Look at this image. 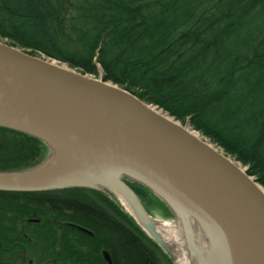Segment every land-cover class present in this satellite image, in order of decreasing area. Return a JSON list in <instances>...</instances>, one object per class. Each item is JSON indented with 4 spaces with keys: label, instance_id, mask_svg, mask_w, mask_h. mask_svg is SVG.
<instances>
[{
    "label": "trees",
    "instance_id": "16d2710c",
    "mask_svg": "<svg viewBox=\"0 0 264 264\" xmlns=\"http://www.w3.org/2000/svg\"><path fill=\"white\" fill-rule=\"evenodd\" d=\"M0 38L189 121L264 188V0H0ZM49 154L0 127V172ZM122 209L89 189L0 191V264H108L105 251L113 264H174Z\"/></svg>",
    "mask_w": 264,
    "mask_h": 264
},
{
    "label": "water",
    "instance_id": "95a60500",
    "mask_svg": "<svg viewBox=\"0 0 264 264\" xmlns=\"http://www.w3.org/2000/svg\"><path fill=\"white\" fill-rule=\"evenodd\" d=\"M55 60L0 42V127L39 138L50 150L36 168L0 172V191L82 188L118 198L104 186L57 185L63 175L34 177L54 157V143L73 144L91 159L133 173L136 178L123 175L117 182L148 216L129 183L152 190L176 216L174 206L198 219L213 236L222 264H264V188L246 170L211 140L194 135L190 123L182 126L118 85ZM103 256L113 264L107 251Z\"/></svg>",
    "mask_w": 264,
    "mask_h": 264
},
{
    "label": "bare ground",
    "instance_id": "6f19581e",
    "mask_svg": "<svg viewBox=\"0 0 264 264\" xmlns=\"http://www.w3.org/2000/svg\"><path fill=\"white\" fill-rule=\"evenodd\" d=\"M193 134L203 139L198 132L194 131ZM53 146L54 157L38 169L34 177L63 175L57 185L85 184L107 187L118 196L121 201L118 202L124 205L148 234L175 249L180 264H222L213 236L192 215L185 214L179 207L174 206L177 212L174 224H159L150 219L140 203L117 182V177L123 175L136 178L133 173L91 159L82 148L73 144L54 143ZM198 227L201 229L200 233L196 231Z\"/></svg>",
    "mask_w": 264,
    "mask_h": 264
},
{
    "label": "rangeland",
    "instance_id": "374dc122",
    "mask_svg": "<svg viewBox=\"0 0 264 264\" xmlns=\"http://www.w3.org/2000/svg\"><path fill=\"white\" fill-rule=\"evenodd\" d=\"M0 42L4 43V44H8L10 43V41L8 39H4V38H0ZM25 50V49H24ZM26 51V50H25ZM29 52V51H28ZM31 52V51H30ZM29 52V53H30ZM38 57H42L45 59H49V57H47L44 54H37ZM55 62L59 63L58 60H55ZM60 64L64 65V66H68L72 69H75L73 67H71L69 64L67 63H63L60 61ZM76 71L80 72L78 69H75ZM102 73V72H101ZM89 75V74H87ZM92 78H95V76L89 75ZM111 83V82H109ZM164 112V111H163ZM166 113V112H164ZM173 118V117H172ZM175 119V118H174ZM182 126H185L187 123H190L189 121H187L186 123H182L181 121L177 120ZM190 129H194L191 124H190ZM198 132V131H196ZM200 134V136L203 138L204 141L209 142L210 139H208L207 137H205L204 135H202L200 132H198ZM213 146H217L216 144H214L212 142ZM219 149V151H221L222 153L225 154V152L217 147ZM232 159V158H231ZM233 161H235L234 159H232ZM237 162V161H236ZM238 163V162H237ZM238 165L243 169V170H248L247 166H243L240 163H238ZM125 179H127V177H124ZM142 187H145L139 183H136ZM147 188V187H145ZM148 189V188H147ZM91 190V189H89ZM149 190V195L147 196V200L146 202H142L144 208L146 209L147 213L149 214V216L153 219V221L159 223V224H166V225H170V224H174L176 222V215L174 214V212L168 207V205L166 204V202L160 198L156 193H154L152 190ZM109 195H112L111 197L114 199V201L120 206V208L124 209V211L130 215L132 217V215L124 208V206L118 202V198L116 196H114L112 193H109ZM140 199V198H139ZM159 201L161 202V204L163 205V208L161 207ZM122 209V210H123ZM169 212V213H168ZM133 218V217H132ZM134 219V218H133ZM135 220V219H134ZM137 223V222H136ZM138 224V223H137ZM143 230V229H142ZM144 231V230H143ZM197 233L199 232V228L196 229ZM145 232V231H144ZM146 233V232H145ZM147 234V233H146ZM148 235V234H147ZM149 236V235H148ZM150 237V236H149ZM152 239V237H150ZM154 240V239H153ZM155 241V240H154ZM175 249L173 247H168V249H166V251L170 254L171 259L173 260L174 264H180L179 263V258L176 255V252L174 251Z\"/></svg>",
    "mask_w": 264,
    "mask_h": 264
}]
</instances>
